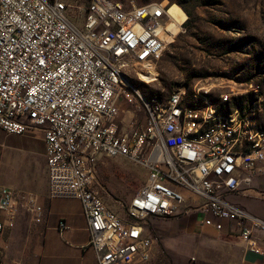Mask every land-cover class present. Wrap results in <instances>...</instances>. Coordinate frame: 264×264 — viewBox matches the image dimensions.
Returning <instances> with one entry per match:
<instances>
[{
	"label": "built area",
	"instance_id": "built-area-1",
	"mask_svg": "<svg viewBox=\"0 0 264 264\" xmlns=\"http://www.w3.org/2000/svg\"><path fill=\"white\" fill-rule=\"evenodd\" d=\"M169 10L114 0H0V129L42 133L48 197L79 201L98 264L149 262L156 237L147 220L186 213L181 189L204 200L189 207L202 224L220 230L223 221L235 223L245 250L264 264L253 239L264 221L226 198L251 193L264 178L261 109L220 116L212 105L188 107L185 89L166 101L148 99L127 78L140 67L142 82L155 80L154 63L172 37L164 23ZM121 99L143 109L142 130L133 135L120 134ZM115 158L148 170L124 216L97 190V164ZM14 204L13 190L0 186V233L14 223ZM27 209L41 222L37 197L27 199ZM67 229L60 220L58 230Z\"/></svg>",
	"mask_w": 264,
	"mask_h": 264
},
{
	"label": "rangeland",
	"instance_id": "rangeland-1",
	"mask_svg": "<svg viewBox=\"0 0 264 264\" xmlns=\"http://www.w3.org/2000/svg\"><path fill=\"white\" fill-rule=\"evenodd\" d=\"M64 1L74 4V0ZM114 1L136 6L163 4L172 17H166L164 23H176L171 26L172 37L154 63L155 80L142 82L137 76L140 67L128 71L127 78L146 98L166 101L173 92L185 89L186 105L190 108L212 105L220 116L240 107L261 109L260 122L264 121V0ZM195 96L199 100L195 101ZM119 106L120 134L141 131L143 109L133 102L124 103L123 99ZM147 176L145 167L126 158L103 159L96 166L97 190L102 200L122 216L123 205L144 185ZM45 196L49 199L47 193ZM187 198L185 208L201 204ZM62 201L70 212L76 213V200ZM171 220L149 219L147 225L157 238L160 226ZM202 225L218 230L215 224Z\"/></svg>",
	"mask_w": 264,
	"mask_h": 264
},
{
	"label": "crops",
	"instance_id": "crops-1",
	"mask_svg": "<svg viewBox=\"0 0 264 264\" xmlns=\"http://www.w3.org/2000/svg\"><path fill=\"white\" fill-rule=\"evenodd\" d=\"M45 153L41 132L17 136L0 129V186L13 190L17 210L14 223L0 233V264H98L95 252L88 247L90 236L79 201L76 200L79 207L73 214L62 200L45 196ZM254 187L249 194H230L226 198L264 221V178L257 179ZM181 190L186 198L204 202ZM31 196L37 197L43 207L39 223L31 212L27 213V199ZM185 211L160 226L151 260L145 264H261L259 255L245 250L235 223L223 221L222 228L216 230L203 226L195 213L191 216L189 207ZM60 220L68 225L63 232L58 230ZM253 239L264 252V232L255 231Z\"/></svg>",
	"mask_w": 264,
	"mask_h": 264
},
{
	"label": "bare ground",
	"instance_id": "bare-ground-1",
	"mask_svg": "<svg viewBox=\"0 0 264 264\" xmlns=\"http://www.w3.org/2000/svg\"><path fill=\"white\" fill-rule=\"evenodd\" d=\"M170 15V14H169ZM170 17H171V15H170ZM172 18V17H171ZM172 21V23L169 25V31H171V26H172V24L173 23H175L173 20H171ZM176 24V23H175ZM170 35H171V33H170ZM152 74H153V72H151Z\"/></svg>",
	"mask_w": 264,
	"mask_h": 264
}]
</instances>
